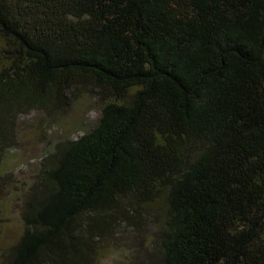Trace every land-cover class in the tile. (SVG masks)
Masks as SVG:
<instances>
[{"label":"trees","instance_id":"obj_1","mask_svg":"<svg viewBox=\"0 0 264 264\" xmlns=\"http://www.w3.org/2000/svg\"><path fill=\"white\" fill-rule=\"evenodd\" d=\"M0 39V163L22 114L100 103L32 179L0 167V264H97L122 225L155 229L141 264H264V0H0Z\"/></svg>","mask_w":264,"mask_h":264},{"label":"rangeland","instance_id":"obj_2","mask_svg":"<svg viewBox=\"0 0 264 264\" xmlns=\"http://www.w3.org/2000/svg\"><path fill=\"white\" fill-rule=\"evenodd\" d=\"M4 43L0 39V53ZM78 101L68 107L60 115H49L43 110H31L22 114L16 126L18 144L1 161L4 172L12 173L19 181H28L39 172L41 161L53 148V145L63 139H77L94 127L99 111V102L95 93L81 89ZM2 214V215H1ZM160 217L163 212H160ZM118 234L103 240L95 255L97 264L123 263L141 264L143 257L149 253L151 246L148 239L155 229L139 231L125 225L119 227ZM22 234V228L16 215L9 210L0 213V254L15 245ZM133 234V235H132ZM144 236L146 238H144ZM141 259V260H140ZM1 263V261H0Z\"/></svg>","mask_w":264,"mask_h":264}]
</instances>
